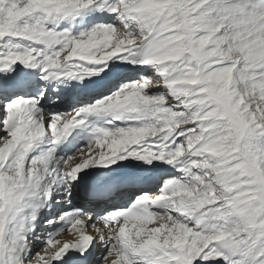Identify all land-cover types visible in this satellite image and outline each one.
<instances>
[{"label": "snow or ice", "instance_id": "snow-or-ice-1", "mask_svg": "<svg viewBox=\"0 0 264 264\" xmlns=\"http://www.w3.org/2000/svg\"><path fill=\"white\" fill-rule=\"evenodd\" d=\"M0 264H264V0H0Z\"/></svg>", "mask_w": 264, "mask_h": 264}]
</instances>
